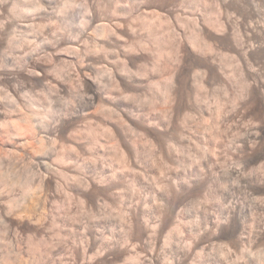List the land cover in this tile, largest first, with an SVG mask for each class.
I'll return each mask as SVG.
<instances>
[{
	"label": "bare ground",
	"instance_id": "6f19581e",
	"mask_svg": "<svg viewBox=\"0 0 264 264\" xmlns=\"http://www.w3.org/2000/svg\"><path fill=\"white\" fill-rule=\"evenodd\" d=\"M58 1L59 0H0V147L3 146V148L5 147V149L7 148V151L11 152L12 148L14 150V148L18 146H26L28 144L26 135H30V137H32V140L36 141V143L39 144V146L34 145L33 147H30L32 148L31 150H33L35 155L38 154L41 156L42 154H45V152H47V149L51 148L52 146H57L55 144H57L58 141L61 142V140H65V138H71L75 143H77L80 146L79 151L82 147L85 148V145L88 148L90 146V143L88 142L85 144L84 140H87L91 135L93 136V134L91 133L92 131L90 132L89 130L90 133L88 134L86 133L87 131L83 132L82 130L84 129L81 128L82 132L78 130L77 133L76 129L74 128V124H76L75 122L80 120V117L81 119L84 118L82 116L85 113V110L90 111L91 108H96L97 110H94L93 112L96 111L100 113L101 117H103V122L105 123L103 125L104 128H102L104 129V133H102L103 135H109L108 140H111L110 142H112L111 150L115 151L118 154L117 155L115 152H113L114 155L116 154L118 156V159L121 160L122 157V161H124L123 163L118 160L122 164V166L124 163H128L131 166V162L134 159L136 160L139 158V155L141 154V144H144L140 142L141 140H143L142 138H145V140L152 142L150 144L153 145V147L155 146L154 148H156L158 145V150L161 149L160 151H163V154H165V156L173 158L175 162H177L176 164H181V152H179V143H181L182 139H185L183 136L184 132L181 133L182 130L180 129L182 126L187 125L188 118L191 116L187 109V104L189 103L186 104L187 106L185 105L186 100H184V98H187V96H189L187 93V95L185 96V92L188 91L190 93L191 91L189 90L193 87L192 91L193 93L195 92V99L193 98V101H196L198 103L195 105L199 106V103H204L205 107H203L206 108V101L204 102L201 99L202 97L198 92V86L200 87L202 85V87L206 88L203 83L208 82L210 85H213V83L219 81L223 84L226 91L227 85H229L226 83L231 82L232 84L234 83L236 85L240 83L238 84L239 90L237 89L238 87L235 88L237 89L236 92L239 91V94L237 93L239 102H235V105L232 108L233 111H229L231 113L233 112V115H236L237 113L240 118L239 121H242V119L244 118L245 107L249 102H252L254 106L256 105L259 120L258 123L251 127V129L247 132L250 136L251 141L250 139L249 142L246 140L247 142H244L243 145H245V148L247 147L246 149L249 150H252V148L258 146L257 144L261 145V148L259 147L261 149L260 157L264 160V0H105L106 3L110 4L106 5H108L109 7L112 5L111 9L114 8L113 10L110 9L111 12H108L109 9L107 11L103 10L101 2H105L102 0H83L85 4L84 19L79 22L74 17L73 23L77 24L79 22L78 24L80 28L79 30H77V32L75 31L76 34L72 33L68 35L65 34V26L69 22L67 13L74 7L72 1L70 0L66 1L64 4H61ZM120 3H123V8L117 5H121ZM208 5L212 7V9L209 8V10L211 9V14L208 15H210V17L212 16L214 19L206 18L208 17L206 15V13H208ZM117 6L121 9L117 8ZM134 13L135 16L132 17ZM138 19L142 21L139 22ZM137 21L139 23H137ZM166 25H168V29H166ZM156 26L157 28H162L164 33L166 30H168L166 31V33L169 32V38H167V35L166 39L168 42H170H166L165 44H170L171 47L170 45H166V47L163 48H166L167 50L169 47L171 50L168 49V51H165V49H161V43H164L166 39L163 38L162 32H154L153 29ZM157 28L155 30H157ZM186 28H189V33H186ZM91 37L98 39V41L96 40V42H93L94 44H92V46L90 47L88 45V42ZM48 39H50L54 43L52 46L48 45V43L46 42ZM163 43L162 45H164ZM154 44L157 47H154ZM87 45L89 47H87ZM152 47H154L155 50ZM222 51H225L227 53L224 52L225 55H220V53H223ZM165 52H169V54H167L169 57H166L167 66H165L168 68L166 69L167 75L165 74L164 76L167 77L164 79L159 77L160 79H155V81H153V79L150 82L149 79L152 76L149 78V72L155 70H160L161 72V69L164 68L163 65H166V63L163 64V60H165V57L163 58ZM42 57L49 58L50 60L48 61H50V63H42L40 61ZM228 57L231 59L230 61ZM227 58L229 61L228 65L225 64L228 63V61L225 62ZM152 59H154L153 63H151ZM151 65L152 67H150ZM186 66H188L189 69L191 67V69L187 70ZM228 66L230 67L228 68ZM232 66L233 68L236 67V70H234L236 72H233V70H229L230 68L232 69ZM235 73L237 75H235ZM156 74L159 75V73L157 72ZM238 74L240 76V81ZM70 83L77 85V88L83 91L82 94H86V100L84 99L85 102L83 105L85 107L83 110L84 113H70V115L60 114L57 115L56 118L54 117L55 121L52 118L54 122L52 120V122H50L47 118L45 119V117H43L44 115L38 110V99L34 100L29 96V93L31 92L30 88L33 87V85H37L41 88H46L51 85L56 92H66L67 90L69 91L68 86H70ZM152 84L157 88L156 90L159 93L158 95H160L161 97H159L160 100L162 99L166 105V107L164 106L165 109L163 110L166 113V116L163 115L165 117V120L161 119L163 120V122L161 123L155 122L156 120L154 121L155 123L151 122V119L149 120L148 117L145 116L147 113L144 114V112H142L141 110L140 111L142 113H138L139 110L137 108V112L134 109L132 110V105L129 104V100L134 97V94H140V92L145 91V89H147V87L150 85L152 86ZM234 84L233 86H235ZM228 87H230V85ZM190 96L193 97V95ZM190 96L188 100H191L192 97ZM217 105L218 107H214L215 109H219L220 114H216V116H218V118L220 117V119L222 118V124L227 126L229 122L228 124H226V121H229V118L233 115L229 112L223 111V106H221L219 102L218 104H216V106ZM200 107H202V105ZM24 109H26V111H24ZM212 109L213 105L209 104V107L207 109V112L209 111L208 115L210 116V114H212V117H214V111ZM215 112L217 111L215 110ZM90 114H92V112ZM95 115L99 114L95 113ZM93 116L94 115H92V117ZM89 117H91V115ZM99 126L100 125H98V127ZM238 126L239 125L237 124V127ZM219 129L222 130L223 128L219 126L218 131ZM92 130H95L94 127ZM221 130L219 131V133L223 131ZM46 139L47 142L44 141ZM94 139L95 143L93 142L91 147L88 148L89 150L97 144L98 139ZM30 144H32V142ZM28 145L27 148L29 149ZM70 145L72 146V144ZM241 147L242 146H240L239 148ZM72 148H74L76 151V148L74 146ZM96 148L97 146L95 147V149ZM245 148L244 150H246ZM229 149L227 150V152L229 151ZM156 150L157 149H155V151ZM214 151L215 150H213V153H216ZM209 152L211 153L212 151ZM227 152L224 151L225 154H228ZM66 153H69V151ZM20 155L23 154L21 153ZM116 155V158H114V162L115 159H117ZM202 155L204 154L202 153ZM215 155L212 156L216 157ZM228 156L229 154L226 156H219L220 158L217 159L223 158L227 161ZM65 158L66 157L62 153L61 155H57L56 163L59 162L58 164L60 165L57 167L56 165L51 166V163L48 164L42 160L44 164L41 165V161L40 165L41 167H43L44 173L39 174V176L36 175L38 178H35V182L34 180L32 183L25 182L22 192L23 195L21 198L16 199L15 196H11L12 189L18 184V181L12 179L11 181L10 179H8L7 183L10 181L11 182L9 184L6 183L4 191H2L3 188H1L2 192L0 191V220L4 223L3 225H5V229L3 226L2 228L4 230L1 232L5 233L4 235H7L10 241H15L16 244L20 242V238H23L20 236L21 232L36 231L35 233L33 232L35 235L37 232L46 234L45 231L46 229H48V226L52 225L53 227H55L54 225H57V222L60 218L56 217L59 214L54 216V213L52 212V214L50 211L53 203L57 200V194L65 192L67 196V194L69 193H67L68 191L66 192V186L70 185L72 186V188H77V191L79 193H76V196H78L77 198L80 199L81 196L83 197H81L80 199L81 207H87V205L89 204L88 206H90L92 214H89L91 216L90 223L93 224H83L84 222L81 223V221V225H76L78 229L82 231L78 233H82V235H80V239L82 237V242L80 246L79 244H76L78 246L73 244V246H75L73 247L75 249L73 252H71V250H68V248H65L63 244L64 248L67 250L66 251L61 245L62 243L60 244L62 248L58 247L59 250L56 249V252H59L61 250L62 255L64 253L67 254L70 252L69 256H73L75 260L71 261L73 260V258H71L70 260L69 256H67L68 258H66V256H63L64 258L61 257L63 259L62 261V259L59 258L61 254H59V262H57H61V264H118L117 262L119 256L121 257V255H123V253L121 255L119 254L120 251L123 250V247L119 248L118 246L120 244L118 243V245L116 242L117 227L114 223L115 220L113 221L112 219L113 214L111 217V213L108 214L111 210L109 212L107 211V207L109 206L108 204L110 203H108L109 201L107 200V202L106 199L105 201H103L104 199L101 197V194H104L105 191L111 192L110 194L117 193L121 195L120 193L116 192V189L119 188L116 187L117 184L114 185L115 181L118 179L116 177L117 172H106L107 174L103 172L104 175L101 174L102 178H100V180H96L94 177L91 178L92 174L90 173L91 175L89 179L87 178L89 177L87 176V173L93 172L95 168L92 167L93 169H91V167L86 168L84 166H78L77 170H79V173L83 177L77 178L73 176L75 174L72 175L71 173L73 172L72 167L74 165L71 167V162L70 164H68L69 161L68 163H66ZM111 158L113 159V157ZM197 158L198 157H196V159ZM229 158L231 159V156H229ZM226 161H223L222 163L225 162L224 164H226ZM205 163L208 162L206 161ZM193 165H195V163ZM222 167L224 168L226 167V165ZM199 168L197 170H199ZM229 168L226 167V170L228 169V171H231L229 170ZM185 169L187 168L185 167ZM12 170L13 169L10 170L9 168V174H11ZM226 170L225 172H228ZM6 171L7 170H5V172ZM179 171L180 170H178L177 172ZM14 172L15 170L12 174H14ZM168 172H170V174L167 173L168 175H170L167 178L169 180L167 181L169 182V184L165 187V190H163L164 195H162L166 196L167 201H170L172 197H177L178 200L180 198V195L182 194V191L186 189L187 185L192 186V183L195 184L199 180H196L197 177H200L202 175L199 174L202 173V171L199 173L196 172L195 175L193 174L192 182H190L189 180H186L185 182V178H183L181 174L179 175L178 173H172L171 171ZM234 172L242 175L245 180L243 181L249 185H247L248 187L252 188L257 187L256 185H260L264 188L263 177V179H261L262 181H259L260 183L258 181V183H256V181L253 182L250 178H247L240 169H236ZM1 174H3L2 171L0 172V183L3 180L2 177L6 176L5 178H8V172L6 174H3L5 176ZM25 179L23 178V180ZM13 181H15L16 183H14ZM4 182H6V179ZM74 188L72 189V192ZM8 189H10L11 192L8 191ZM74 191L76 192V189ZM75 192H73L74 195ZM70 195L68 197L71 199L73 198L74 200L75 196L71 197ZM71 199L68 201L71 202ZM79 199L77 200V203H79ZM177 202V204H175V202L174 204H172V211L170 209H167L171 212L164 210L167 211V213H170L167 214L165 212L169 217L164 216L166 217L164 218L165 222L162 223H164V227L171 226L172 228L167 233L165 241L163 242L165 254L163 258V264H209V259L207 262V259H204L203 256L209 245L226 244L227 247L225 250L227 251L235 245L237 246L245 244L248 241V239L246 238V235L248 233L245 235V227H242V220L244 218L242 216L243 214L237 209H232L225 212L224 216L226 217L224 218H221V216L216 217L213 215H209L208 217H206L207 220L205 221V231L200 232V235H204L206 233L208 234L209 232H212V235L210 234V239H204L201 237L202 239L197 240L194 248L196 249V252L194 254L195 250H192L193 245L191 244V238H185L184 233L186 232V225L181 220V215L178 212V205H180V200ZM137 206H139V204ZM144 207L142 208L144 209ZM158 207L160 213V206ZM83 210L85 211L87 209ZM138 210H140V208H138L137 211H134V213L132 212L133 208L132 211L130 208V214L132 218H129L130 222L128 224V227H126L128 228V231L131 232V234L134 233L135 235H131L132 238L130 237V239L136 237L138 239L137 240L134 238L136 243L142 240L146 246L150 247L148 261L149 264H155V252L158 248V238H156V236L158 235L159 231H157V229L160 228H157L154 222H152L150 218H148L145 209L142 211ZM159 213L157 212L158 217ZM71 214H69L68 212L66 214L67 219H69L70 221L73 217L78 218L80 213H78L77 217H72ZM108 215V219L112 220H108L110 225H108L107 229L106 227H104L103 223L105 222L103 220H106L105 218H107ZM78 220H80V218ZM74 221L75 220L73 219L72 222ZM74 223H72V225ZM51 228L49 231H51ZM53 229L54 228H52V230ZM192 231L194 230L192 229ZM262 231L257 232L258 234H256V236L254 235V240L249 241H252V243L254 244L264 243V230ZM107 232L109 236L107 235ZM190 233L188 235H190ZM60 236L62 237V233ZM128 238L126 239V243H130L131 241ZM55 239H57V237ZM73 239L75 240V238ZM42 240L43 239H41L40 241L42 242ZM74 240L73 242H75ZM21 242L19 243V245L22 244ZM45 242L48 241L45 240ZM49 242L52 243V241ZM26 244L25 246H27ZM116 244L118 245L117 247L119 249L116 247ZM32 245L34 247L35 244L32 242L31 246ZM44 246H48V244ZM33 247L32 249L30 248V250H34ZM37 247L38 246L35 245V249ZM7 249L9 250V248ZM27 249L29 248L27 247ZM127 250L130 249L127 248ZM133 250H135L134 247ZM133 250L131 248V250L128 251L129 253H127L129 255L128 260H126L128 262L127 264H131L132 262H134L133 260H135ZM20 251L18 252L12 250L11 253L10 250L9 253H5L3 257L1 256L2 259L0 260L2 261L0 262V264H23V262H26L24 264H27V261H24V259L20 258ZM56 254L58 255V253ZM125 254L126 252L124 253V255ZM33 256L35 255L33 254ZM208 257L209 256H207L206 258ZM51 261L55 262L54 259H51Z\"/></svg>",
	"mask_w": 264,
	"mask_h": 264
},
{
	"label": "rangeland",
	"instance_id": "374dc122",
	"mask_svg": "<svg viewBox=\"0 0 264 264\" xmlns=\"http://www.w3.org/2000/svg\"><path fill=\"white\" fill-rule=\"evenodd\" d=\"M66 1H68V0H59L58 2L61 3V4H64ZM70 1H72V4H73L74 8L69 10V12L67 13V18H68L69 22L65 26L66 31L63 30V31H65V34H67V35L68 34H72V33L76 34L77 30H79V28H80L78 23L84 19V15H85V13H84L85 4H84L83 0H70ZM102 1L105 2V0H102ZM101 3H102L103 10L107 11L109 9L108 12H111L110 9H111L112 5L109 7L108 5H110V4H108L106 2L105 3L101 2ZM106 4H108V5H106ZM120 4L121 5H119V4H117V5L120 6L121 8H123L124 7V5H122L123 3H120ZM105 5H106V7H105ZM210 5H208L209 6L208 9H207L208 13H206V15L208 17H206V15H205V17L208 18V19H212L213 18L212 16L210 17V15H208V14H211L210 10L212 9V7H210ZM118 6H117V8H120ZM209 8H211V9L209 10ZM113 9H111V10H113ZM209 11H210V13H209ZM134 16H135V13H134V15H132V17H134ZM74 17L79 21L77 24L73 23ZM138 21L140 22L142 20L138 19ZM138 21H137V23H139ZM167 26L168 25L165 26L166 29H168ZM169 27H170V25H169ZM156 28H157V26L153 29L154 32H156V33L162 32L163 38L166 39V36L169 34V32L166 33V31H168V30H166L165 33H164L162 28L161 29L157 28V30H155ZM158 29H160V30H158ZM189 32H190L189 28H186V33H189ZM92 38L93 37H91L89 42H88V45L90 47L92 46V44H94L93 42H96V40L98 41V39L93 38V39H95V40H93ZM167 38H169V35L167 36ZM46 42L50 46H52L54 44L50 39H48ZM166 42H168L167 39H166V41H164V43L162 42L165 46L162 45V43H161V46H162L161 49L163 47H166V45L167 46L170 45V44H165ZM88 45H87V47H89ZM154 47H157V46H155V44H154ZM154 47H152V48L155 50ZM170 47H171V45H170ZM164 49H165V51H168V49H170V48L168 47L167 50H166V48H163V50ZM224 52L220 53V55H222V54L225 55V53H227V52H225V53ZM167 54H169V52L168 53L165 52V55L163 56V58L165 57L164 58L165 60H163L164 61L163 64H165L167 62L166 61L167 60L166 57H169ZM219 57H221V56H219ZM228 58H227V60H225V62L228 61ZM154 59H152L151 63H153ZM48 60H50V59L47 58V57H42L40 61L42 63L45 62V64H48V63H50V61H48ZM230 60L231 59L229 58V61ZM229 61H228V63H225V64L228 65ZM152 65L150 67H152ZM163 66H164V68L161 69V72H160V70H157V71L155 70L157 73H159V75L156 74L155 71L149 72L150 73L149 78L152 76L149 79L150 82L153 79H154L153 81H155V79L158 80L160 78L164 79V78L167 77V76L164 77L165 74L167 73L166 69H168L167 67H165V66H167V63H166V65H163ZM186 67H187L186 69L188 70L189 69L188 66H186ZM229 67L230 66H228V68ZM235 68H233V66H232V69L230 68L229 70H231V71L233 70V72H236V71H234V70H236ZM190 69H191V67H190ZM153 73H154V75H153ZM155 75H158V76H155ZM235 75H237V74L235 73ZM238 77H239V81H240L239 74H238ZM152 83H154V82H152ZM206 83H203L206 86V88L202 87V85H201L200 86L201 89H200V87L198 86V89H199L198 92H199V94L202 97L201 99L204 102L206 101L205 102V104L207 105L206 108H204L205 107L204 103H199L200 104L199 106L195 105V104H198V103L196 101H193L195 99L194 98V96H195L194 93L195 92L193 93V91H192L193 87L189 90V91H191L190 93H192V94H190L188 91L185 92V96L188 94L189 96L193 95V97L190 96V97H192L191 100H188L189 96H187V98L185 97L186 99L184 98V100H186L185 101V105L187 103H189V104H187L188 106L187 105L186 106H187L188 112H189V114L191 116L188 118L187 125H184L185 127L182 126L181 129H180V130H182L181 133L184 132L183 136H184V139H185V140L182 139L181 143H179L180 144L179 145L180 146L179 147V149H180L179 152H181L180 153L181 164H176L177 162H175V160L173 158H171V157L169 158L168 156H165V154H163V151H160L161 150L160 148H159L160 150H158V145H157L156 148H154L155 146L153 147V145L150 144L152 142L145 140V138H142L143 140L140 139L141 140L140 142H142L144 144H141L143 147L142 146L140 147L141 148V154L139 155V158L136 159L138 161H136L134 159L133 161L135 163L133 161L131 162V166L128 163H126L127 165L124 163L125 165L123 164V166H122L121 163L124 162V161H122V157L119 155L121 157V160L118 159V156H117L118 154L115 151L111 150L112 149V146H111L112 142H110L111 140L110 141L108 140L109 139V137H108L109 135L108 134H106L107 136L103 135V133H104L103 130L104 129H102V128H104L103 125L105 124L103 122L104 121L103 117H101L100 113H98L96 111L93 112L94 110H97V109L96 108H94V109L91 108L90 111L87 110L88 111L87 112L85 110V113L83 112V110L85 108L83 105H84V102L86 100L85 99L86 94L85 93L82 94L83 91H81L79 88H77L78 87L77 85H74V84L70 83L69 84L70 86H68L69 91L67 90L66 92H56L54 90L53 86H51V85H49L46 88L42 87L43 89L41 87H38L37 85H33V87L30 88L31 92L29 93V96L32 97V99H34V100L38 99V102H39L38 110L44 115L43 117H45V119L47 118L50 122H52L54 117L56 118L57 115H60V114H62V115L69 114L70 115V113L71 114H73V113L83 114L84 113L83 116H82L84 118L81 119V117H80L79 118L80 120L75 122L76 124H74V126H75L74 128L76 129L77 133H78V130L81 131L82 129H84V130H82L83 132L87 131L86 133H88V134L92 131L91 133L93 134V136L89 135L90 137H88V139L86 138L87 140H84L85 144L88 143V142L90 143L89 147H91L93 142L95 143V139L94 138H97L98 141H97V144L95 146L93 145L94 147L92 149L90 148V150H89L88 149L89 147L87 148V146L85 145V148L82 147L81 150L79 151V149H80L79 147L80 146L77 143H75L71 138L70 139L67 138L68 140L65 138L66 141L65 140H61V142L58 141L57 144H55L57 146H52L51 148L47 149V152H45V154H42L41 156L38 155V154L35 155L33 150H31L32 148H30V147H33L34 145L35 146H39V144L36 143V141L32 140V137H30V135H26V139L28 140V144H29V145L28 144L27 145H28L29 149L27 148V145L26 146H18L16 148H14L15 151L12 148L11 149L12 153H11V152L6 150L7 148L5 149V147L3 148V146L0 147V151H1V168H2V169L0 168V170L2 171L3 174H6L8 172V174H7L8 178H5L6 176L1 174V175L5 176V177H2L3 180L0 183V191L2 190L1 188H3L2 191H4V188L6 186V183H7L8 179H10V180L12 179V180H15V181L17 180L18 184L19 183H21V184H19V185L17 184L16 185L17 187L15 186L16 188L13 187L14 190L11 188L12 192L10 191V189H8V191L11 192V196L12 197L15 196L16 199L21 198L22 195H23L22 192H23V186H24L25 182L26 183H30V182L32 183L33 180L35 182V180H36L35 178H38L36 175L39 176V174L44 173L43 172L44 169H43V167H41V165L44 164L43 161H45L48 164L51 163L52 164L51 166H54V165H56V167L60 166L58 164L59 162L56 163V157L59 154L61 155V153L66 157L65 158L66 159L65 160L66 163H68V161H69L68 164H70V162H71V164H70L71 167L74 165L72 167V171L73 172H71V173H72V175L75 174L73 176H75L77 178L83 177L79 173V170H77L78 166H82V167L84 166L86 168H90L91 167V169L95 168L94 171L91 170L93 172L87 173V176H89L87 178L90 179V175L92 174L91 178L94 177L96 180H100V178H102V175H104L103 172H105V173L106 172L107 173L110 172L111 173L113 171H116L117 172L116 173V177L118 179L116 178L117 180L115 181L114 185L117 184L116 187L117 188L119 187V188L116 189L117 190L116 192L120 193L121 195H119L117 193L116 194L113 193L114 194L113 195V194H110L111 192L105 191L106 192V193L104 192L105 196H104V194H101V197L104 199V200L102 199L103 201H105V199H106V201L108 200L109 202L108 201L107 202L110 203V204H108L109 206L107 207V209H108L107 211L109 212L111 210L108 213V214L111 213L110 217L113 214V218L112 219H113V221L115 220L114 223H115V225L117 227L116 242H117V244L118 243L120 244V245L118 244L119 246L116 244V247L117 246L119 248L123 247V250L120 249L122 251L119 250L120 251L119 254L121 255L123 253V255H121V257L119 256V259H118V262H117L118 264H127L128 263L126 261L129 258V255L127 253H129L128 251H130L131 248L133 250V247L135 249V250H133L134 251L133 254H134L136 262H135V260H133L134 262H132V263L133 264H149V261H148L149 257L148 256L150 254V249H149L150 247L146 246L142 240H141L142 242L139 240L140 242L136 243L135 242V239H137L136 237H134L135 239L134 238L130 239V237L132 238V236H135L134 233L131 234V232L128 231V228H127L128 224L130 222V219L132 218V216L130 214L131 211H132V208H133L132 212L137 211L138 208H140V210H138V211H142V210L145 209V212L147 213L148 218H150V220L152 222H154V224H155V226L157 228L158 227L160 228V229H157V231L158 230L159 231H158V235L156 236V238H158V248H157V250L155 252V257H156L155 264H163V262H164L163 258L165 256V254H164L163 242L165 241V237L167 236V233L172 228L171 226L170 227H166V226L164 227V223H162V222H165L164 218H166V217H164V216H167L166 215L167 211H170V210L172 211V209H171L172 204H174V202H175V204H177L178 203L177 201H179V200H180V202H179L180 205H178V210H179L178 212L181 215V220L186 225V232L184 233L185 234V238L186 237L187 238L188 237L191 238V244L193 245L192 250L193 251L195 250L194 254L196 252V249H194V248H195L197 240L198 239H202V238L210 239V234L212 235V232H209L208 234L207 233L204 234L205 236L202 235V234L200 235V232H204L205 231L204 228H205V224H206L205 221L207 220L206 217H208L209 215L210 216L213 215V216H216V217H220L221 216V218L222 217L224 218V217H226V216H224L225 212L228 211V210H232V209H237L238 211L242 212V214H243L242 216L244 217L243 220H242L244 222V223L242 222V227H245L244 228L245 235L248 233L246 235V238L248 239V241L249 240H254V235L256 236V234H258L257 232H260V231L264 230V211H263L264 210L263 209L264 208V188L262 186H260V185H256L257 187H252V188L248 187L249 185L246 182H244L245 180L242 177V175L237 174L234 171L236 169H240L247 178H250L253 182L256 181V183H258L259 181L261 182L262 181L261 179L264 178V170H263L264 160L260 157V154H261L260 153L261 152V149H260L261 147L260 146L261 145L257 144L258 146H255V147L253 146L254 148H252V150L246 149L247 147L245 148V145H243L244 142H247V141L249 142V139H250V136H249V134L247 132L251 129V127H253L254 125H256V123H258V120H259L258 119V110H256V105L254 106V104L252 102H249L247 104V106L245 107L244 118L242 119V121H239L240 118L237 115V113H236V115H233L232 114L233 112L231 113L229 111H231V110L233 111L232 108L234 107L235 102L236 103L239 102L238 101L239 97L237 96L239 94V91L236 92V90L237 89L239 90L238 84H240V83H238L237 85L233 83L236 87L233 86V84L231 82L226 83V84L230 85V87H228L229 85H227V91L224 89L223 84L220 83L219 81L213 83V85L212 84L210 85L208 82H206ZM218 83H220L221 85L218 84ZM148 87H147V89H145V91L140 92V94H138V95H137V93H136V95L134 94V97L129 100V104L132 105L131 106L132 110L134 109L136 112L139 110L138 113L139 112L140 113L144 112V114L147 113L148 115L146 114L145 116H147L149 120L151 119V122H154L156 120L155 122H158V123L160 122L161 123V122H163V120H161V119L165 120V117L163 115L166 116V113L163 110L165 109L166 105H165V103L163 102L162 99H161L162 101L160 100L161 97H160V95H158L159 93L156 90L157 88L154 87L153 84H152V86L150 85ZM235 88H237V89H235ZM43 98H44V100H43ZM217 101L221 104V106H223V109H224L223 111L229 112L230 114L233 115L232 117L229 118V121L228 120L226 121V124H228V122H229V124L227 126L222 124V122H221V121H223V120H221L222 118L220 119V117L218 118V116H216V114L217 115L220 114L219 109H215V107H218V105L216 106V104H218ZM81 102H82V104H81ZM209 104L213 105V109L212 110L214 112H215V110L217 111L215 113L213 112L214 117H212V114H210V113H209L210 116L208 115L209 111L207 112V109L209 107ZM201 105H202V107H200ZM23 108H25V107H23ZM78 109H79V111H78ZM191 110H192V112H191ZM24 111H26V109H24ZM91 112H92V114H90ZM95 113H97L99 115H95ZM90 115H91V117H89ZM92 115H94V116L92 117ZM236 116H238V117H236ZM54 121H55V119H54ZM93 121H94V123H93ZM97 121H98L99 124L97 123ZM101 123H102V125H101ZM237 124L239 125L238 127H237ZM98 125H100V126L98 127ZM92 126L94 127L95 130L97 129L98 131L97 130L96 131L92 130L93 129ZM219 126H221V128H223L222 130L224 132L221 129H219V131L220 130L222 131V132L219 133V131H218V127ZM75 129H74V131H75ZM89 130H90V132H89ZM93 131H94V133H93ZM2 138H4V137H2ZM0 140H1V137H0ZM3 140H5V139H3ZM44 141L47 142V139L44 140ZM250 141H251V139H250ZM31 142H32V144H30ZM64 142H66V143H64ZM69 142H72V143H69ZM146 142H147V144H146ZM70 144H72V146ZM73 146L76 148V151H75L74 148H72ZM96 146H97V148L95 149ZM147 146H150L151 148L147 147ZM229 146H230V149H229ZM240 146H242V147L239 148ZM227 148L229 149L228 152H227V150H228ZM244 148L246 150H244ZM21 149H23V150H21ZM155 149H157V150L155 151ZM211 149L215 150L214 152H216L217 154L213 153V150H211ZM253 149H255V150H253ZM70 150L72 151V153H71ZM110 150H111V152H110ZM62 151H64V152H62ZM68 151H69V153H66ZM209 151H212V152L210 153ZM224 151H226L229 154V156H231V159L229 158V156H228V160L227 161H226V159H223V158L217 159V158H220L221 156L228 155V154H225ZM113 152H115L117 154V155L115 154L117 156V159H115L116 163L114 162V158H116V157L113 154ZM230 152H231V154H230ZM232 152H234V153H232ZM6 153L9 154V155H7ZM19 153L20 154L22 153L23 155H20ZM50 153H51V155H50ZM202 153L205 155V157H204V155H202ZM5 155H7V156H5ZM209 155H211V156H209ZM212 155H215L216 157H214ZM111 157H113V159ZM196 157H198L197 158L198 160L196 159ZM212 157H214V158H212ZM2 158H5V159H2ZM172 159H173V161H172ZM222 159H223V161H226V164H224L225 162L222 163L223 162ZM41 161H42V163H41ZM53 161H54V163H53ZM206 161L208 163H205ZM198 162H200V163H198ZM40 163H41V165H40ZM74 163H76V164H74ZM79 163H82V164H79ZM118 163H120V164H118ZM192 163L193 164L195 163V165H193ZM203 163H204V165H203ZM232 163H234V164H232ZM190 164H191V166H190ZM222 164H224V165H222ZM128 165H129V167H128ZM178 165H179V167H178ZM188 165H189V167H188ZM202 165H203V167H202ZM225 165L228 168L230 167L229 170H231V171H228V169L226 170V167H224V168L222 167V166H225ZM5 166H7V167H5ZM75 166H76V169H75ZM121 166H122V168H121ZM126 167H127V169H126ZM185 167L187 169H185ZM9 168H10V170L13 169L11 174H9V172H10ZM115 168H117V169H115ZM178 168H180V169H178ZM198 168H199V170L200 169L201 170L200 171L197 170ZM224 169L226 171H228V172H225ZM5 170H7V171L5 172ZM14 170H15V172H14V174H12ZM38 170L40 171V173H39ZM124 170L125 171L127 170V171L125 172ZM176 170L177 171L180 170V171L177 172ZM168 171H171L172 173H178L179 175L181 174L183 176V178H185V180H184L185 182H186V180H189L190 182H192L193 174L195 175L196 172L199 173V172L202 171V173H199L200 175L201 174L202 175L200 177H197V179L195 178L196 180L199 179L196 182L198 184L195 183L196 184L195 185V184L192 183V186H188L187 185L188 188L186 187V189L182 191V194L180 195V198L178 197L179 198L178 200H177V197L176 198L172 197V199L170 201H167L166 196H162V195H164V191L163 190H165V187L169 184V182H167V181H169L167 178L170 176V175H168V174H170V172H168ZM119 172H121V173H119ZM183 172H184V174L186 176L183 174ZM96 173H97V175H96ZM191 173H192V175H191ZM23 178L24 179L26 178L27 180L26 179L23 180ZM5 179H6V182H4ZM15 181H13V182L16 183ZM2 182H4V183H2ZM10 182H8L7 184H9ZM67 186H66V192L68 191L67 193H69V194H67V196H66L65 192H61V194L60 193L57 194L56 202L53 203V206L51 205L53 207V208L51 207V209H50L51 213L53 212L54 214L53 213L52 214L54 216L59 214L56 217H58V218L60 217V218H59V221L57 222V225H54L55 227H53L52 225L51 226L47 225L48 229H46V231H45L46 234L37 232L36 235H35L34 233L36 231L34 232L33 230L32 231L34 233L30 232V231L21 232L22 234L20 233V236L23 237V238H20L21 239L20 242L22 240L23 241L21 242L22 243L21 245H19L20 242L17 243L18 244L17 245L15 243V241H10L9 237L7 235H6L7 236L6 237L4 235L5 233L1 232V231H3L5 229V225H3L4 223L1 222V220H0V228H1L0 229V239L3 236L2 237L3 241H2V239L0 241V259H2L3 255H5V253L6 254L9 253L10 250H11V253H12V250H15V251H18V252L21 250L20 251L21 252L20 253V258L24 259V261H27V264H32V263H34V264H50V263L61 264V262L58 263L59 262V258H61V257L64 258L65 256H66V258H68L67 256H69L70 252L67 253V254H65L63 252L64 254L62 255L61 254L62 253L61 250H60L61 252L60 251L56 252L57 250H59L58 247L62 248V246L64 244L65 248H68V250H71V252H73L75 250L73 248V247H75V246H73V244L74 245L79 244V246H80V244L82 242L81 241L82 237L80 239V235H82V233L78 234L81 230L78 229V227L76 225H78V224L81 225V223H83V222H84L83 224H88V225L93 224V223H90L91 222V216L90 215H92L91 214V209H90V206H88L89 204L87 205V207H89V208H87V207H83L82 208L81 205H80L81 204V200L80 199H81L82 196L81 195H80L81 197L79 196L80 199L77 198L78 196H76V195L79 194L78 191H77V188L73 187L74 190L76 189V192L73 190V192H75V195H74V193L72 192V189H73L72 186L69 185L68 186L69 188ZM70 194H72V195H70ZM58 195H59V197H58ZM69 195L71 197L75 196L74 197L75 199L73 200V198L72 199L69 198L68 197ZM109 195H110V198H109ZM115 196H116V198H115ZM111 197H113V198H111ZM70 199H71V202L68 201ZM78 199H79V203H77ZM103 201H102V203H103ZM170 202H171V204H170ZM166 203H167V205H166ZM138 204H139V206H137ZM143 204H144V206L146 208L143 206ZM158 206H160V209H161L160 213H159V210H158V208H159ZM142 207H144V209ZM261 207H263V208H261ZM130 208H131V211H130ZM141 208H142V210H141ZM70 209H72V210H70ZM83 209H87V210L84 211ZM167 209H170V210H167ZM146 210H148V211H146ZM164 210H167V211H164ZM72 211H73V213H72ZM67 212L69 214L72 213L71 214L72 217L73 216L77 217L78 213H80L78 218H74V217L72 218V220L74 219L75 221H77V222L74 221L76 224L74 222H72V220L70 221L69 219H67V215H66ZM157 212L159 213V217H158ZM170 212H168V213H170ZM164 213H165V215H164ZM80 215L82 216V218H81ZM64 216H65V218H64ZM167 217H169V216H167ZM79 218H80V220H78ZM108 218H109V215L107 216V218H105L106 220H103L105 222V223H103L104 227H106L107 229H108V225H110L109 221L112 220V219H108ZM156 219H157V221H156ZM71 222L74 223V224L72 225ZM92 222H93V220H92ZM66 223H68V224H66ZM69 223H71V224H69ZM158 223H160V224H158ZM105 224H106V226H105ZM70 225H71V227H70ZM123 225H124V227H123ZM3 226H4V229L2 228ZM49 227L50 228L52 227L54 229L52 230V228H51V231H49L50 230ZM123 228H124V230H123ZM68 229L69 230L73 229V230L69 231ZM192 229L194 231H192ZM77 230H79V231H77ZM126 231H128V232H126ZM252 231H253V233H252ZM27 233H28V235H27ZM58 233H60V234H58ZM61 233H62V237L60 236ZM64 233H66V234H64ZM76 233H77V235H76ZM189 233H190V235H188ZM107 235H108V232H107ZM249 235L251 236V239H250ZM54 236H56L57 239H55L56 237H54ZM65 236H68L69 238L65 237ZM126 237L129 240H131L130 243H128V242L126 243V239H127ZM73 238H75V240ZM41 239H43L42 240L43 243L40 241ZM64 239H65V241H64ZM45 240H47L48 242H45ZM73 240L76 243L73 242ZM29 241H32L39 248L37 247L35 249V245H34V247H33V245L31 246L32 242H29ZM49 241H52V243L49 242ZM248 241L245 244H241V245H237V246L235 245L234 247H231L230 250H227L228 252L225 250L226 247H227L226 244L225 245L224 244H222V245H219V244L209 245L208 249L204 252V255H203L204 259H207V262H208V259H209V262H208L209 264H264V256H261V255H264V243L254 244V243H252V241H249V242ZM124 242H125L126 245L124 244ZM24 243L25 244L27 243L26 244L27 246H25ZM50 243H51V245H50ZM8 244H10V245H8ZM12 244H14V245H12ZM43 244L44 245L48 244L49 247L48 246H44ZM130 244H132V245H130ZM54 245H56V246H54ZM64 246H63V248H64ZM70 246H71V248H70ZM76 246H78V245H76ZM17 247L20 248V249H18ZM27 247L29 249H27ZM32 247L34 248V250H30V248L32 249ZM7 248H9V250ZM50 248L53 249L54 253L52 252V249H50ZM124 248H126V249H124ZM127 248L130 249V250H127ZM35 252H36L37 255L35 254ZM125 252H126V254L124 255ZM135 252H136V254H135ZM56 253H58V255ZM33 254L35 256H33ZM59 254H61L60 257H59ZM207 256H209V257L206 258ZM69 258H70V260H71V258H73V260H71V261L75 260V258L73 256L71 257V255L69 256ZM51 259H54L55 262H52L53 260L51 261ZM61 259H60V261H61ZM1 261L2 260H0V262ZM36 261H37V263H36ZM62 261H63V259H62ZM41 262H43V263H41ZM24 263H26V262H23V264Z\"/></svg>",
	"mask_w": 264,
	"mask_h": 264
}]
</instances>
